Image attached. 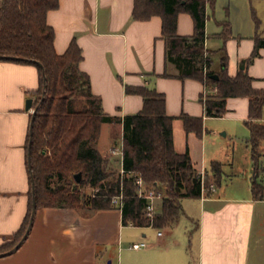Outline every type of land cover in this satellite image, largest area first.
Returning <instances> with one entry per match:
<instances>
[{
	"label": "crops",
	"instance_id": "obj_1",
	"mask_svg": "<svg viewBox=\"0 0 264 264\" xmlns=\"http://www.w3.org/2000/svg\"><path fill=\"white\" fill-rule=\"evenodd\" d=\"M219 1L207 8L206 49L214 53L213 68L220 69L219 51L225 47L227 73L234 77L246 70L256 79L254 87L264 89V49L248 64L259 34L257 22L252 19L253 29L249 25L251 32L245 33L235 24L232 11L224 19L218 17ZM228 1L232 6L233 0ZM133 9L134 0H59V8L47 15L55 31V50L64 54L76 39L84 57L80 68L89 75L91 91L102 100L106 114L125 117L141 111L142 97L127 95L125 85H146L165 94L168 115L202 119L200 135L188 132L183 121L176 119L174 144L178 153L189 152L198 172L205 170L216 192L183 200L186 216L163 230L124 226L122 212L115 207L97 211L40 208L27 240L14 254L0 258V264H264V198L253 195L254 165L245 125L249 100L229 98L225 115L208 117L204 83L163 77L165 72L175 75L176 70L166 62L161 17L135 21ZM226 20L232 38L224 42L219 23ZM193 33V18L180 14L178 34ZM39 87L37 66L0 61V245L21 229L28 212L27 142L32 111L26 103L29 99L35 103ZM105 125L97 148L111 161V149H123V127L110 124L105 138ZM114 130L117 139H113ZM242 148L245 168L237 166ZM260 150L264 170L262 145ZM117 156L121 170L122 155ZM213 162L222 165L219 175L212 170ZM136 243L147 246L136 250L132 247Z\"/></svg>",
	"mask_w": 264,
	"mask_h": 264
},
{
	"label": "trees",
	"instance_id": "obj_2",
	"mask_svg": "<svg viewBox=\"0 0 264 264\" xmlns=\"http://www.w3.org/2000/svg\"><path fill=\"white\" fill-rule=\"evenodd\" d=\"M218 0H134L132 19L148 21L154 16L162 19V37L166 44V62L174 66L175 75L165 78L181 81L193 79L204 83L208 91L205 114L222 117L227 113L229 98H247L249 116L248 146L251 148L254 172L252 190L256 199L264 198L261 181V153L264 142V89L254 87L256 79L248 71L236 76L227 73L228 54L223 47L219 52L220 69L213 68V56L206 49L207 8H214ZM59 8V0H0V57H16L18 64L35 65L39 70L40 87L35 98L39 106L33 124L31 168H29V207L21 229L9 241L0 245V254L14 248L29 226L33 206V182L37 209L59 208L94 211L113 208L112 200L123 196L122 223L124 226L171 228L186 216L182 206L185 199H199L202 183L189 152L175 149L173 123L181 119L188 132L202 133V119L186 114L170 116L166 111L165 94L146 85H125L127 95L143 99L141 111L117 117L106 114L102 100L93 95L91 81L80 68L83 51L76 39L67 51L59 55L55 50V31L47 23L50 11ZM189 14L194 21L192 36L178 34V18ZM221 39L232 38L229 20L219 23ZM255 47L248 64L260 57L264 38L257 33ZM47 87L45 98L43 69ZM206 70V72H205ZM217 75L218 80L212 78ZM210 94V93H209ZM82 98L81 108L77 100ZM75 106V107H74ZM104 124L122 125V172L109 170V161L97 145ZM113 139H117L114 136ZM216 175L222 171L219 162L212 163ZM82 174L77 183L74 176ZM141 180V188L138 181ZM209 181V180H208ZM86 188L93 190L89 197ZM161 193L160 205L152 217L147 215L148 193ZM141 194V195H140ZM116 208V207H115Z\"/></svg>",
	"mask_w": 264,
	"mask_h": 264
},
{
	"label": "rangeland",
	"instance_id": "obj_3",
	"mask_svg": "<svg viewBox=\"0 0 264 264\" xmlns=\"http://www.w3.org/2000/svg\"><path fill=\"white\" fill-rule=\"evenodd\" d=\"M228 0H220L218 2V17L224 19L225 15H228L232 11V18L235 21V24L238 25L239 28L243 29L245 33L251 32L253 29V22H257L259 27V33L264 37V0H233L232 6L229 5ZM227 19L230 20L228 17ZM253 19V22H252ZM249 25L251 26V31H249ZM215 92L211 91L209 95H213ZM81 102H83L82 98H78L77 100V108H81ZM75 107V106H74ZM264 114V110H263ZM108 125V126H107ZM116 130L113 132V137H116ZM110 135V124H106L104 127L103 137L108 138ZM120 147V144H119ZM264 148V143L262 144ZM261 157L262 151L260 150ZM245 148H242L237 153V166L240 168H245L246 166L245 159ZM111 157L113 158L109 161V170L112 172H121L118 166V156L113 153V149H111ZM264 166V162H263ZM264 174V170H261V175ZM261 180H264V177L261 176ZM209 180V179H208ZM210 181V180H209ZM86 194L89 197L93 196V190L90 188H86ZM160 205V199L155 202V208H158ZM157 230V229H156ZM9 241V240H8Z\"/></svg>",
	"mask_w": 264,
	"mask_h": 264
},
{
	"label": "water",
	"instance_id": "obj_4",
	"mask_svg": "<svg viewBox=\"0 0 264 264\" xmlns=\"http://www.w3.org/2000/svg\"><path fill=\"white\" fill-rule=\"evenodd\" d=\"M1 59H5V60H16L18 58L16 57H0ZM38 66H40V68L43 69V76H44V91H43V96H42V101L44 100L45 98V91H46V87H47V79L45 77V72H44V67L42 66V64H40L39 62H35ZM213 79L215 80H218L219 77L217 75H214L212 76ZM26 109L29 111L31 110L32 111V120H31V124H30V136L32 137L33 135V124H34V120H35V117H36V114L38 112V109H39V106L37 107H34V101L32 99H29L26 103ZM225 134V133H224ZM31 144H32V140L30 139V143H29V147H28V167L31 168ZM74 179L77 183H80L81 180H82V174L81 173H78L74 176ZM32 182H33V206H32V215H31V219H30V223H29V226L26 230V233L24 234L23 238L19 241V243L14 247L12 248L11 250L5 252V253H1L0 254V258H3V257H7V256H10L12 254H14L16 251H18L21 246L23 245V243L27 240V238L29 237L30 235V232L33 228V225H34V221H35V216H36V213H37V204H36V198H35V188H34V179L32 178Z\"/></svg>",
	"mask_w": 264,
	"mask_h": 264
},
{
	"label": "built area",
	"instance_id": "obj_5",
	"mask_svg": "<svg viewBox=\"0 0 264 264\" xmlns=\"http://www.w3.org/2000/svg\"><path fill=\"white\" fill-rule=\"evenodd\" d=\"M206 72V70H205ZM209 95V91L208 89L205 87L204 90V95H203V101L205 102L207 97ZM113 153L115 155H122L123 154V149H113ZM121 172L123 173V171L121 170ZM201 178V183H202V196L205 195L207 192H216V185L210 181H208V176L207 173L205 172V170H202L201 172H198ZM138 184L140 185V187H143V183L141 180L138 181ZM141 195V194H140ZM162 194L161 193H155V192H150L147 195L148 200L150 201V204L147 207V215L149 217H152L153 214L155 213L156 209L155 208V202L158 199H161ZM112 205L116 208H118L119 210L122 209L123 207V196H116L113 198L112 200ZM147 245L146 243H136L134 244L132 247L136 250H140L145 248Z\"/></svg>",
	"mask_w": 264,
	"mask_h": 264
}]
</instances>
